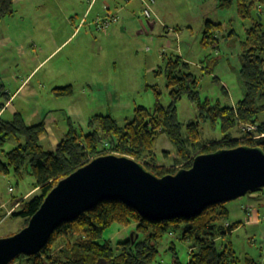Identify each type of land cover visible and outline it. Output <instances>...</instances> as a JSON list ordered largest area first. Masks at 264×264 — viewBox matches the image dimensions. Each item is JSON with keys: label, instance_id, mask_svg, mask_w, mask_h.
Instances as JSON below:
<instances>
[{"label": "rangeland", "instance_id": "obj_1", "mask_svg": "<svg viewBox=\"0 0 264 264\" xmlns=\"http://www.w3.org/2000/svg\"><path fill=\"white\" fill-rule=\"evenodd\" d=\"M89 1L94 6L87 22L90 23L92 15L100 13L102 5L107 3L112 13L120 8L117 15L122 16L119 22L122 32L108 29L103 33L97 29L94 20L89 29L87 23L80 24L81 12L74 19L75 26L80 24L75 34L60 51L38 67L43 56L39 47L43 45L42 48L49 50L50 46V37L46 31L43 32L44 27L37 32L41 44L32 49V56L20 58L13 43L17 42L15 28L23 25V30L29 31L27 23L31 22L30 19H22L15 13L14 16L4 18L0 24V74L8 95L13 94L28 77L9 102L2 118L11 119L15 112H20L27 124L43 120L48 122V133L40 141L46 149H53L51 140H59L67 132L69 120L78 131L86 133L89 132L88 118L94 114H109L123 125L133 115L136 105L153 107L155 94L152 85L158 87L161 91L160 101L167 105L170 99L165 76L155 71L163 65V57L171 54H178L189 63L191 71L198 77L201 100L235 105L244 96L240 77L241 40L244 39L250 21L237 14L235 4L221 8L213 0H154L149 3L151 17L147 19L142 12L148 0H52V3L57 7L60 4L64 9L80 10ZM41 11L35 15H40ZM106 12L104 10L100 15ZM131 12L136 15L135 26L124 25V29L122 19H125L124 15H132ZM70 16L62 15L57 9L52 20L51 34L58 39L64 34L65 38L71 29ZM207 20L221 23L220 29L216 31V46L202 43ZM86 32L91 33V36L83 35ZM8 35L12 41L7 38ZM17 35L21 38V34ZM4 43L7 47L2 48ZM70 82V95L54 93L57 86ZM5 102L4 96L0 95V104ZM177 113L179 120L186 124L197 117L198 109L187 96H183L177 102ZM257 116L259 121H264V110ZM230 132L236 138L242 135L239 124ZM222 136L218 123L213 127L209 122L201 124V137L205 142L217 141ZM13 145L7 141L3 149L9 150ZM1 149L0 159L5 161ZM153 150L161 164H169L170 167L174 165L171 154L176 151L166 134L157 136ZM181 165L175 167L182 168ZM32 188L33 178L28 174L18 176L11 168L8 173L0 171V202L6 203L7 207L14 205L13 211L18 210L19 205L14 202L12 204V201ZM36 192L34 189L26 197ZM223 204L228 209V216L222 223H234L236 227L222 241L229 242L241 260L250 257L264 264V189L251 191ZM25 223L26 219L10 214L0 223V237L19 231ZM132 226L113 223L104 231L103 238L113 242L118 238H126ZM172 242L179 259L183 263L188 260L191 241L181 240L178 232L172 231L159 242V254L152 264L172 263V251L168 249ZM22 264H28V261L23 259Z\"/></svg>", "mask_w": 264, "mask_h": 264}, {"label": "trees", "instance_id": "obj_2", "mask_svg": "<svg viewBox=\"0 0 264 264\" xmlns=\"http://www.w3.org/2000/svg\"><path fill=\"white\" fill-rule=\"evenodd\" d=\"M213 1L221 8L235 4L237 14L250 21L241 40L240 77L244 96L236 105L201 100L198 77L191 71L189 63L180 55L171 54L163 57V65L155 71L165 76L169 103H161V91L152 85L155 94L153 107L136 105L133 115L123 125L109 114H94L88 118L89 132L85 133L78 131L69 121L66 135L53 149H46L40 142V136L45 132L44 121L27 124L20 112H15L11 119L0 115V147L5 159H0V171L8 173L11 168L18 176L28 174L33 178L32 189L37 191L28 197L14 199L12 204L18 203L19 209L11 216L26 219V225L60 179L99 155H126L142 162L156 175L163 176L174 173L179 168L175 165L190 167L193 157L200 153L240 144L259 146L264 150V137L255 141L241 140L230 132L240 122L258 123L259 129L264 131V121H259L257 116L264 110V0ZM14 14L13 0H0V23ZM220 27L219 22L205 21L202 43L216 46V31ZM223 90L226 92L224 87ZM54 91L57 95H70L72 88L67 85L56 87ZM0 95L9 101L1 74ZM183 96H187L198 109L197 117L186 124L179 120L177 113V102ZM0 106L2 108L4 103ZM208 122L212 127L218 123L223 135L221 139L209 143L202 140L201 124ZM159 134H166L174 145V166L157 165L153 145ZM7 141L14 145L4 150ZM227 216L228 209L218 203L206 207L194 217L152 220L123 201L105 200L75 219L61 223L38 253L21 254L10 264H22L23 259L28 264H152L159 254V242L172 231L191 244L188 260L183 263L172 242L168 248L172 251L171 264H259L250 257L241 260L231 244L222 241L236 227L234 223H222ZM113 223L121 226L133 224L128 237L118 238L115 242L103 238L104 231ZM129 231L133 232L132 237Z\"/></svg>", "mask_w": 264, "mask_h": 264}, {"label": "water", "instance_id": "obj_3", "mask_svg": "<svg viewBox=\"0 0 264 264\" xmlns=\"http://www.w3.org/2000/svg\"><path fill=\"white\" fill-rule=\"evenodd\" d=\"M257 189H264V150L259 146L200 153L190 167L163 176L126 155H99L60 179L24 227L0 237V264L38 253L61 223L101 201L120 200L145 218L169 220L194 217L210 205Z\"/></svg>", "mask_w": 264, "mask_h": 264}, {"label": "crops", "instance_id": "obj_4", "mask_svg": "<svg viewBox=\"0 0 264 264\" xmlns=\"http://www.w3.org/2000/svg\"><path fill=\"white\" fill-rule=\"evenodd\" d=\"M13 2L15 3L14 5H16L15 13L17 15H19L20 18H22V19L29 18L31 21V22L27 23L29 31L23 30V25H17V28H15L17 42L13 41V43L15 45V52L17 53L18 56H20V58L24 57L25 55L32 56V49L34 47H38V44L39 45L41 44L40 40L38 39L39 37H37V32L41 31L42 27H44L43 32L46 31L50 37L49 50H45L44 48H42L43 45L41 47H39V49H41V52L43 53V56H42V60L41 61L39 60L40 62H39V64H37L36 67H38V65L42 64L45 60L49 59L55 52L60 51L64 47V45L67 44V41L75 34V32L77 31L81 22H83V25H85L87 23V26L90 29L91 28L90 23L93 20L95 21L97 17L102 16L100 14L104 10L105 11L107 10L106 14H116V15H117V12L120 10V8H117L116 9L117 11L112 13L109 4L104 3L101 7L100 13H97L96 15H92V17L90 18V20H92V21L89 23V21L87 22V20H88V17L90 16V13H91L92 8L94 6L91 1H89L88 4L85 5L84 7H82V9H80V10H77L76 8L64 9L63 7L60 6V4L58 7L56 6V4L54 6L53 5L54 3H52V0H36V1L35 0H13ZM17 4H20V6L17 7ZM57 9L59 10V12L62 13V15H67V16L71 15L69 20L72 21L71 29H69L65 38H63L64 37V34H63L60 37L61 39H58L54 35L51 34L52 27H53L52 20L54 19V12L57 11ZM37 11H41L40 15H35V13ZM78 11H80V12H78ZM81 12H82V18H81L80 24L78 26H75L74 19L79 17L80 16L79 13H81ZM131 14L132 15H124L125 19H122L123 28H124V25H127V27H128V25L135 26L134 19H136V15H134V12H131ZM12 16H14V15H12ZM121 18H122V16L120 17V15H119L117 21L112 23L113 25L111 24V27H109L108 29H110L113 32L114 31H121L122 32V30H123L122 26L119 25ZM2 22H3V20L0 23L1 25H2ZM40 22H42L43 24H40ZM37 26H39V28H37ZM108 29L105 31H102V32L106 33L108 31ZM17 34H21V38L18 37ZM83 35L91 36V33L86 32V33H83ZM106 35H108V34H106ZM92 37H93V35H92ZM92 37H87V38H92ZM7 38L12 41V38L9 35L7 36ZM62 38H63V40H62ZM105 45L106 44L104 43V46ZM4 47H7L6 43L3 44L2 48H4ZM100 47L102 49V46H100ZM46 51H49V52H46ZM111 63H112V61H111ZM28 76H30V74ZM27 79H28V77L22 82V84L19 87H17V89L15 90V92L13 94L9 95L10 96L9 101L5 102L4 106L2 108H0V115L1 116L3 115V112L5 111V109L9 107V102L11 101V99L18 92V90H20V88L23 86L24 82ZM67 85H70L72 88L71 82L69 84L61 85V86H57V87H63V86H67ZM138 105H140V104H138ZM235 105H232V106H235ZM43 121L45 122V120H43ZM48 130H49V124H48V122H45V132L40 136V141L47 135ZM65 135H66V133L62 136V138ZM62 138H60V139H62ZM46 140H50V139H46ZM59 140L58 139H55V140L52 139L51 140V142L54 145L53 148L55 147V145L58 143ZM153 152H154V150H153ZM171 156L173 159L172 162H174V159L176 157V153L171 154ZM157 165L164 166V167H170L169 164L168 165L167 164H161L158 161V159H157ZM33 190L34 189L27 192L25 195H23V197H26Z\"/></svg>", "mask_w": 264, "mask_h": 264}, {"label": "built area", "instance_id": "obj_5", "mask_svg": "<svg viewBox=\"0 0 264 264\" xmlns=\"http://www.w3.org/2000/svg\"><path fill=\"white\" fill-rule=\"evenodd\" d=\"M154 2V0H148L146 2V8H144L142 15L149 19L151 17V11L149 3ZM118 19V16L116 14H104L102 16H99L94 21L96 27L100 31L107 30L112 23L116 22ZM239 129L241 132V140H257L261 137H264V131L259 129L258 123H246V122H240L239 123ZM11 191L12 188H9ZM18 204V203H16ZM14 205L11 207H7L6 203H0V223H2L12 212H13Z\"/></svg>", "mask_w": 264, "mask_h": 264}, {"label": "bare ground", "instance_id": "obj_6", "mask_svg": "<svg viewBox=\"0 0 264 264\" xmlns=\"http://www.w3.org/2000/svg\"><path fill=\"white\" fill-rule=\"evenodd\" d=\"M246 210V209H245ZM249 212H250V210H249ZM248 214V213H247Z\"/></svg>", "mask_w": 264, "mask_h": 264}]
</instances>
